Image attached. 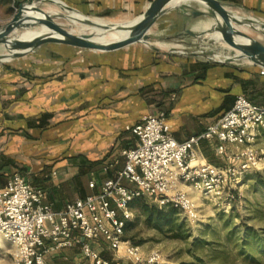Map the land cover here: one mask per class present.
Wrapping results in <instances>:
<instances>
[{"label":"crops","instance_id":"obj_1","mask_svg":"<svg viewBox=\"0 0 264 264\" xmlns=\"http://www.w3.org/2000/svg\"><path fill=\"white\" fill-rule=\"evenodd\" d=\"M63 1L94 18L126 22L154 0ZM220 1L264 21V0ZM190 3L165 14L166 29L194 33L193 25L216 22L203 8L191 14ZM167 48L151 39L116 51L46 43L0 63V185L20 172L60 210L116 176L125 161L122 151L137 143L132 128L144 115L165 111L172 135L184 141L230 109L237 94L264 105L263 67L246 58L216 60ZM214 143L202 140L199 152L219 166ZM97 248L114 264H124L104 243ZM46 258L48 264H90L79 246Z\"/></svg>","mask_w":264,"mask_h":264},{"label":"built area","instance_id":"obj_2","mask_svg":"<svg viewBox=\"0 0 264 264\" xmlns=\"http://www.w3.org/2000/svg\"><path fill=\"white\" fill-rule=\"evenodd\" d=\"M132 131L137 143L122 151L125 161L116 176L104 180L99 192L76 198L60 210L46 203L45 190L20 172L0 185V264H48V254L75 246L90 264H114L103 257L100 243L114 260L159 264V250L144 254L124 238L135 199L147 195L197 220L190 191L229 209L239 198L242 179L264 170V147L256 146L264 136V105L244 94H237L232 107L203 132L184 141L172 135L165 111L144 115ZM202 140L217 141L213 147L221 165L202 156Z\"/></svg>","mask_w":264,"mask_h":264},{"label":"rangeland","instance_id":"obj_3","mask_svg":"<svg viewBox=\"0 0 264 264\" xmlns=\"http://www.w3.org/2000/svg\"><path fill=\"white\" fill-rule=\"evenodd\" d=\"M25 1L27 0H0V27L11 19L18 4ZM39 7L45 12L60 10L59 12L63 13L50 2H44ZM189 9L192 14V11L202 7L193 2L189 4ZM167 18L169 15L161 17L150 30L151 40L156 45L163 43L167 49L196 52L198 55L216 60L229 58L230 54L219 55L209 46L214 45L217 49L233 50L237 53L235 48L220 40L218 35L210 30L215 23L221 24L218 18H214L216 22H213L211 27L199 23L193 25L196 31L194 33L186 31L181 26L166 29ZM54 20L75 33H83L88 29V25L78 19L74 22H68L64 18ZM29 29L46 31L40 23H35ZM247 30L250 35L264 43L263 35L252 29ZM23 31L24 29H19L15 33ZM119 39L121 34L114 31L104 35L101 41L109 43ZM3 52L5 49L0 45V53ZM260 140L256 145L258 148L262 147ZM238 194L237 201L231 208L225 210L196 193L191 194L197 206V220L189 219L179 210L172 231L166 228L161 230L154 224L147 223L142 204L148 206L159 204L153 198L142 195L132 204L134 215L124 236L139 245L144 254L159 250L163 257L159 264H264V173L254 172L246 175L242 179ZM121 261L124 264H131L125 259Z\"/></svg>","mask_w":264,"mask_h":264},{"label":"water","instance_id":"obj_4","mask_svg":"<svg viewBox=\"0 0 264 264\" xmlns=\"http://www.w3.org/2000/svg\"><path fill=\"white\" fill-rule=\"evenodd\" d=\"M44 2L57 4L63 13L41 10L39 6ZM188 2L199 4L220 20L221 24H219L223 29L225 41L237 50V53L234 51L230 53V58H246L253 64L264 68V43L250 35L247 30L252 29L264 36V21L251 15H239L220 0H154L145 11L131 18L135 20L132 24L97 23L93 20L94 17L71 7L63 0H27L19 3L11 19L0 27V45L5 49V52L0 53V63L28 55L45 43L116 51L136 43L149 42L151 39L149 33L153 25L166 13ZM74 14L82 16L80 21L84 24L98 26L103 30L125 31L127 34L115 42L105 43L95 39L92 34L67 30L54 20L55 18L74 17ZM35 23L42 24L46 31L39 32L30 39L19 36ZM19 29H24V31L15 33Z\"/></svg>","mask_w":264,"mask_h":264},{"label":"trees","instance_id":"obj_5","mask_svg":"<svg viewBox=\"0 0 264 264\" xmlns=\"http://www.w3.org/2000/svg\"><path fill=\"white\" fill-rule=\"evenodd\" d=\"M252 85H254V83ZM245 96H247V95L245 94ZM248 98L252 102H254L253 98H251V97H248ZM262 139L264 142V136L262 137ZM255 172L256 173H264V170L255 171ZM133 202L130 205L131 207H132ZM142 209H143V213L146 214V216H147L146 221L148 224H154L155 227H157L161 230H164V228H166L169 231H172L174 229L175 224H176L175 218H176V216L180 210L178 207H176L172 204H168V205H164V206H161V205L148 206L145 203L142 204ZM129 222H130V220L127 221V223H126L124 234L126 233V229L128 227ZM124 238L127 239L125 236H124ZM64 264H71V263L66 262Z\"/></svg>","mask_w":264,"mask_h":264},{"label":"bare ground","instance_id":"obj_6","mask_svg":"<svg viewBox=\"0 0 264 264\" xmlns=\"http://www.w3.org/2000/svg\"><path fill=\"white\" fill-rule=\"evenodd\" d=\"M56 7H58L57 4L53 3ZM59 9V7H58ZM60 11V10H59ZM58 11V12H59ZM53 13H58L56 11H52ZM80 15L78 14H74V17L72 16H69L67 17V21L68 22H74L76 19L80 20ZM94 21H96L97 23H108V22H112V21H108V20H103V19H98V18H93ZM135 20H132V19H129L128 21L126 22H115V23H129V24H132L134 23ZM210 30L212 32H214L215 34L218 35V37L220 38V40L224 41L225 42V39L223 37V29L222 27L220 26L219 23H215L211 28ZM114 31H117L121 34V38L124 37L127 32L125 31H120V30H103L102 28L98 27V26H91V25H88V29L85 31L86 33H89V34H92L94 36L95 39L101 41L102 37L104 35H106L107 33H110V32H114ZM39 32H42V31H31L29 30L28 28H26V31L21 33L19 36L22 37V38H28L30 39L31 37H33V35L39 33ZM163 44V43H162ZM211 47L212 49L216 50L217 53L220 55V54H230L231 52H233V50H223V49H217L214 45L213 46H209Z\"/></svg>","mask_w":264,"mask_h":264}]
</instances>
